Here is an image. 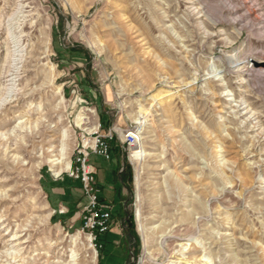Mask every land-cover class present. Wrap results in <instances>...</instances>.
<instances>
[{"label":"rangeland","instance_id":"obj_1","mask_svg":"<svg viewBox=\"0 0 264 264\" xmlns=\"http://www.w3.org/2000/svg\"><path fill=\"white\" fill-rule=\"evenodd\" d=\"M263 63L264 0H0V264H264ZM95 131L116 244L62 167Z\"/></svg>","mask_w":264,"mask_h":264},{"label":"built area","instance_id":"obj_2","mask_svg":"<svg viewBox=\"0 0 264 264\" xmlns=\"http://www.w3.org/2000/svg\"><path fill=\"white\" fill-rule=\"evenodd\" d=\"M98 127L100 125L98 124ZM91 140H82L81 145L76 147L73 161L70 163L68 175L79 183L85 204L82 208L81 223L82 231L89 233L91 243L109 232L112 226L111 206L100 198V190L97 185L95 172L89 166L90 154L97 155L106 161L111 158L109 141L112 135H99L95 131L90 135ZM128 149L137 145V138L130 132L124 136L123 142ZM94 247H98L95 243ZM100 248V246H99Z\"/></svg>","mask_w":264,"mask_h":264},{"label":"crops","instance_id":"obj_3","mask_svg":"<svg viewBox=\"0 0 264 264\" xmlns=\"http://www.w3.org/2000/svg\"><path fill=\"white\" fill-rule=\"evenodd\" d=\"M111 158L109 161L104 160L103 158L90 154L88 162L90 168L95 172V177L97 181V185L100 190V198L101 200L107 202L112 206V219H113V227L107 232L102 238L105 239L106 243H115L112 241V238L109 235H115V228L118 227L119 222V213L118 208L122 203L123 198L126 196L127 188L121 182L120 174L124 168V162L121 158H117L112 153V148L110 146ZM79 185V184H78ZM82 194V192H81ZM83 196V195H82ZM84 203V202H83ZM82 203V205H83ZM125 203V202H124Z\"/></svg>","mask_w":264,"mask_h":264},{"label":"bare ground","instance_id":"obj_4","mask_svg":"<svg viewBox=\"0 0 264 264\" xmlns=\"http://www.w3.org/2000/svg\"><path fill=\"white\" fill-rule=\"evenodd\" d=\"M240 60H238V58L236 59V60H234V63H237V62H239ZM252 60H247V61H245V66L246 67H252V66H254V64L252 63V65L250 64V62H251ZM232 63V62H231ZM244 66V67H245ZM248 69V68H247ZM239 71H243L242 70V68L239 70ZM246 71V70H245ZM164 93H166V92H163V93H158V94H156L155 96H154V100L155 99H161L162 98V95H164ZM146 111V110H145ZM141 113V112H140ZM143 118L142 117H139L138 118V121H136V124H141L142 122H141V120H142ZM78 126H81V125H83L84 124V118H79L78 119ZM94 129H96V127L94 128ZM130 133H132L136 138H137V140H139V137H138V134H137V132H130ZM133 149V152H132V155H131V157H132V159H134V160H140L141 159V157H142V150H141V147L139 146V145H136L134 148H132ZM62 161V159L60 160V159H55V160H52L51 162L53 163V166H55V165H58V164H62L63 162H61ZM64 161V160H63ZM69 162H67L66 164H62V167H63V169L64 170H68L69 169ZM57 173V172H56ZM135 181H136V187H138V178L136 177L135 178ZM136 217H137V219H139V211H137L136 212ZM141 230V232H142V229H140Z\"/></svg>","mask_w":264,"mask_h":264},{"label":"trees","instance_id":"obj_5","mask_svg":"<svg viewBox=\"0 0 264 264\" xmlns=\"http://www.w3.org/2000/svg\"><path fill=\"white\" fill-rule=\"evenodd\" d=\"M101 127H102V125H101ZM121 180H122V183L125 185V184H126V182H127V180L124 178V176H123V175H121Z\"/></svg>","mask_w":264,"mask_h":264},{"label":"water","instance_id":"obj_6","mask_svg":"<svg viewBox=\"0 0 264 264\" xmlns=\"http://www.w3.org/2000/svg\"><path fill=\"white\" fill-rule=\"evenodd\" d=\"M253 63H254V66H258V63H255V62ZM262 66L264 67V63L262 64Z\"/></svg>","mask_w":264,"mask_h":264}]
</instances>
